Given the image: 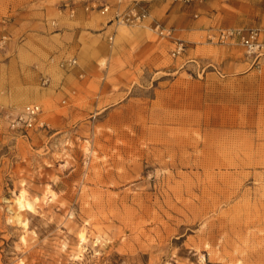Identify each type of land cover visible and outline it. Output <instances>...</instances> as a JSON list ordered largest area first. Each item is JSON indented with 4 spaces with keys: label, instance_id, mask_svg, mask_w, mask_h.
I'll list each match as a JSON object with an SVG mask.
<instances>
[{
    "label": "rangeland",
    "instance_id": "374dc122",
    "mask_svg": "<svg viewBox=\"0 0 264 264\" xmlns=\"http://www.w3.org/2000/svg\"><path fill=\"white\" fill-rule=\"evenodd\" d=\"M123 1L187 51L85 10L118 0H0V108L45 124L0 119V264H264V57L217 37L264 30V0ZM88 17L115 27L76 33L46 73L32 50Z\"/></svg>",
    "mask_w": 264,
    "mask_h": 264
},
{
    "label": "built area",
    "instance_id": "2783aa9c",
    "mask_svg": "<svg viewBox=\"0 0 264 264\" xmlns=\"http://www.w3.org/2000/svg\"><path fill=\"white\" fill-rule=\"evenodd\" d=\"M188 2H205L207 0H187ZM72 15H75L76 8L74 5L67 6ZM95 8L102 15H107L111 10H114L113 19L117 26L137 27L150 22L151 29L156 34L163 38L172 41L174 45L173 56L182 55L187 51V45L178 39L174 38L172 29L163 26L157 22L149 12L146 6L136 1L125 4L123 0H118L117 5L112 9L109 4H96L93 6H85L86 11L95 10ZM218 41L221 43L238 42L245 49L247 55L256 63L264 57V30L261 28L248 29H222L218 33ZM77 64L75 59L63 60L59 63L61 68L73 67ZM43 86L50 84L48 77H41ZM43 113L42 107L37 104L25 106L21 111L15 113L12 110H4L0 108V119L9 121L14 128L22 131H29L35 128H43L45 124L41 120Z\"/></svg>",
    "mask_w": 264,
    "mask_h": 264
},
{
    "label": "crops",
    "instance_id": "0c3cea01",
    "mask_svg": "<svg viewBox=\"0 0 264 264\" xmlns=\"http://www.w3.org/2000/svg\"><path fill=\"white\" fill-rule=\"evenodd\" d=\"M108 20L109 19L100 21V19H92V17H88L87 19H79L73 22L64 21L63 24H61L63 25V27L59 32L43 36L42 40H40V48L32 50L33 53H31V55H33L34 61H36L39 57L38 60L39 62H42L43 70L46 73L48 72V74H50L51 76L53 75L52 77H55V66L48 63L49 58L55 54L64 55V53H66V51L70 49L71 45H75L77 43L76 39H80V37L74 38L76 33H85V31L91 29H101L103 31V34L112 32L115 25L111 24L110 26H108ZM28 45L36 47L35 43L29 44V42H24L21 46L23 52H26L25 48ZM36 76L37 72H33V80L36 78ZM46 94L47 93H40L39 96L35 98V100L43 99L44 97H46ZM18 98L19 97H17L15 100H20Z\"/></svg>",
    "mask_w": 264,
    "mask_h": 264
},
{
    "label": "bare ground",
    "instance_id": "6f19581e",
    "mask_svg": "<svg viewBox=\"0 0 264 264\" xmlns=\"http://www.w3.org/2000/svg\"><path fill=\"white\" fill-rule=\"evenodd\" d=\"M17 202H18V204H19V206H20V208H22V209H27V210H29V211H31L32 209H33V204L32 203H30L29 201H27L26 199H25V196L24 195H21L19 198H18V200H17ZM34 210V209H33ZM80 240H85V236H84V234H81V236H80ZM81 242V241H80Z\"/></svg>",
    "mask_w": 264,
    "mask_h": 264
}]
</instances>
